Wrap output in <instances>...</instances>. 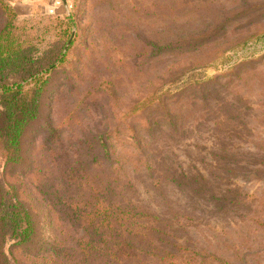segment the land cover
I'll use <instances>...</instances> for the list:
<instances>
[{"label": "rangeland", "instance_id": "374dc122", "mask_svg": "<svg viewBox=\"0 0 264 264\" xmlns=\"http://www.w3.org/2000/svg\"><path fill=\"white\" fill-rule=\"evenodd\" d=\"M8 21L28 48L8 84L66 56L14 164L0 91V264H79L123 210L163 258L122 264H264V0H0Z\"/></svg>", "mask_w": 264, "mask_h": 264}, {"label": "trees", "instance_id": "16d2710c", "mask_svg": "<svg viewBox=\"0 0 264 264\" xmlns=\"http://www.w3.org/2000/svg\"><path fill=\"white\" fill-rule=\"evenodd\" d=\"M11 30H15V28L12 26L11 21H8L6 26L0 31V79L1 81H4V84H0V91H2L3 94L12 95L11 99L7 102V106L5 107L6 111L2 115V133L7 153L9 147L13 149L10 159L12 160V164H14L16 162L22 161V138L24 137L32 122L37 120L39 117L38 110L41 107V90L43 89L42 87L47 83L46 76H48L50 72L56 69V67H58V65L63 62L66 55L60 52L59 55L52 61V63L43 68V70L28 73V75L21 81H15L12 84H8V82H5V80L9 74H16L25 71V65H27L26 63L28 62V48H21L20 43L12 39ZM192 42L193 40L181 42L179 44L177 43L175 48L190 46ZM28 71L32 70L29 69ZM29 79H32V82L35 83V91L31 100L27 102L23 98V88L31 84ZM147 130H149V128L146 129V132ZM103 148L104 151L107 152L105 146H103ZM6 155L8 156V154ZM108 186L114 190L117 187L113 186L112 183H109ZM131 213L132 212L130 210H123L126 223L125 226H122L125 228L124 230H120V233L114 235V227L108 226V228L111 229V238L107 240L99 239L96 241L95 235H100L99 237L102 236L100 232L98 234L97 227H92V222L88 223L85 231L89 240H85L83 252L78 256L80 259L79 264H122L123 260L128 262L130 260L136 259L138 254L163 258L162 255L152 254V251L155 248H153V244L149 240L148 233H151L153 229L147 228L143 230L140 229L135 223V226L131 225L132 219L134 217L131 215ZM22 220H24L26 226L24 229L19 230V224ZM11 222L17 224L16 231L17 229L19 231V236L21 238L19 241L20 244L25 245L26 247L31 244H37V231L33 225L34 221L31 220L29 213L25 212L24 218L19 220L12 218ZM93 228H96L95 230L97 232ZM118 229L120 228H116V231H119ZM93 232L96 234H93ZM140 238H145V245H141L143 240ZM96 256L97 258L100 257V263L92 261V258L96 259Z\"/></svg>", "mask_w": 264, "mask_h": 264}]
</instances>
